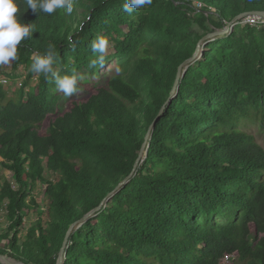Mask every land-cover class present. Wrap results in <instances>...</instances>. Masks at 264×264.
<instances>
[{
	"label": "trees",
	"instance_id": "trees-1",
	"mask_svg": "<svg viewBox=\"0 0 264 264\" xmlns=\"http://www.w3.org/2000/svg\"><path fill=\"white\" fill-rule=\"evenodd\" d=\"M72 2V13L48 14L17 0L33 32L3 65L24 67L23 83L0 84V167L14 183L0 186V256L56 264L70 227L130 175L145 145L135 176L70 236L64 264H264V148L241 128L264 130V23L210 42L166 104L211 27L264 13V0H152L131 12L127 0ZM98 38L113 46L90 68ZM49 44L55 73L79 78L71 97L56 76L31 71Z\"/></svg>",
	"mask_w": 264,
	"mask_h": 264
},
{
	"label": "clouds",
	"instance_id": "clouds-1",
	"mask_svg": "<svg viewBox=\"0 0 264 264\" xmlns=\"http://www.w3.org/2000/svg\"><path fill=\"white\" fill-rule=\"evenodd\" d=\"M27 9H32L33 12L42 10L45 13L51 14L57 9L66 10L67 13H72V0H25ZM152 0H127L124 5L125 11L131 12L134 9H140L146 5H151ZM19 11L17 0H0V65H7L10 61L18 59L17 46L20 42L31 36L33 32L31 24L22 23L16 15ZM69 43L72 40L69 39ZM108 42L103 38H98L92 43V51L97 53L95 59L89 62L90 68H95L97 65L103 67L105 62V52ZM48 54L41 56L35 54L31 71L41 73L45 77L49 73L56 76L55 87L67 97H71L78 92V77L73 75L58 76L54 69L52 53L54 46L48 45Z\"/></svg>",
	"mask_w": 264,
	"mask_h": 264
},
{
	"label": "rangeland",
	"instance_id": "rangeland-1",
	"mask_svg": "<svg viewBox=\"0 0 264 264\" xmlns=\"http://www.w3.org/2000/svg\"><path fill=\"white\" fill-rule=\"evenodd\" d=\"M263 23H264V18H262V17L245 16V17H242V18L240 17V18L236 19L232 23L225 22L224 25H225V27L229 25V35L235 34V36L237 38H242V29L246 25H248V24L249 25L263 24ZM223 29L224 28L216 29L215 27H211V31L209 33H207L206 35L213 34L215 32H219L220 30H223ZM194 32L195 33H199V32L202 33L201 30H199L197 27H194ZM208 44H209V42H207L201 46V49L203 51V55L205 54V52H207ZM112 46H113V43L108 44L107 49L108 50L111 49ZM202 58H203L202 53H200L197 61L201 60ZM25 74H26V70L24 67L19 68L17 71H13L11 68H7L3 65H0V84L3 85L4 89L7 92H14V91L18 90V88L23 83ZM36 84H37V79H34L31 82V85L35 86ZM241 128H242V130L252 134L255 137L256 142L262 148H264V130L261 128L259 122L243 121ZM45 131H46V129L44 128L43 133H45ZM49 177L51 178V175ZM53 179H54V177H53ZM5 181L10 183V185H14L11 173L6 171L2 167H0V186ZM34 196H35L37 203L40 206H43L46 204V200L43 197L42 187H40V185H39L38 189L35 190ZM35 217H36L35 215H30L26 219V225L29 226L30 224H33V222L35 221ZM1 221H2V227L7 226V223L5 222L4 219H2ZM224 264H233V262L230 259L229 261H226V263H224Z\"/></svg>",
	"mask_w": 264,
	"mask_h": 264
},
{
	"label": "water",
	"instance_id": "water-1",
	"mask_svg": "<svg viewBox=\"0 0 264 264\" xmlns=\"http://www.w3.org/2000/svg\"><path fill=\"white\" fill-rule=\"evenodd\" d=\"M245 16H249V17L253 16V17H262V18H264V13H244V14H241V15L235 17L230 23L234 22L236 19H238L240 17L242 18V17H245ZM227 36H229V25L224 27V29L220 30L219 32H215L213 34H209V35L204 36L199 41V44L197 46V50H196L195 54L193 55V57L191 59L185 61L179 67L175 84L173 86V89L171 91L170 97L167 100L166 104H169L173 100V98L176 97V95L178 93V89H179L180 80L183 77V75L186 73L187 69L197 61L198 56H199L200 53H202V57H203V51L201 49V46L204 45L207 42L210 43V42L216 41L218 39L225 38ZM163 110H164V106L159 111V113L157 115V118L163 113ZM155 120H154V122H155ZM154 122L150 126V128H149V130L147 132V135L145 137V141H148L149 138H150ZM146 156H147V150H146L145 145H143V147H142V149H141V151L139 153V156H138V158H137V160L135 162L134 168H133L132 172L130 173V175L127 178H125V180H123V182L120 183L112 192L107 194L106 198L101 202V204L96 209H94L91 212H89L88 214H86L84 217H82L79 221H77L76 223H74L70 227L68 233L65 236V240L63 242V246H62V249L60 251V254H59V257H58V260H57L56 264H64L65 263V255H66L67 245H68V242H69V238L73 234V232L75 230H77L79 227H81L87 220H89L90 218L94 217L99 211H101L102 208L106 206L107 202H109L111 200V198L121 189V187H123L125 184H127L135 176L139 165L144 161ZM0 263L1 264H23V263H21L19 261L11 259V258H9L7 256H0Z\"/></svg>",
	"mask_w": 264,
	"mask_h": 264
},
{
	"label": "built area",
	"instance_id": "built-area-1",
	"mask_svg": "<svg viewBox=\"0 0 264 264\" xmlns=\"http://www.w3.org/2000/svg\"><path fill=\"white\" fill-rule=\"evenodd\" d=\"M226 261H229V260H226ZM226 261H224L223 264L226 263Z\"/></svg>",
	"mask_w": 264,
	"mask_h": 264
}]
</instances>
